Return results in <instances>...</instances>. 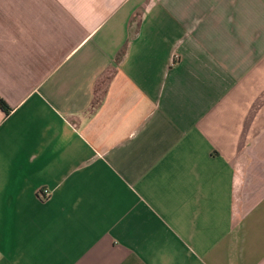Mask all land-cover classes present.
Here are the masks:
<instances>
[{"label":"crops","instance_id":"obj_1","mask_svg":"<svg viewBox=\"0 0 264 264\" xmlns=\"http://www.w3.org/2000/svg\"><path fill=\"white\" fill-rule=\"evenodd\" d=\"M0 96V264H264V0H0Z\"/></svg>","mask_w":264,"mask_h":264},{"label":"trees","instance_id":"obj_2","mask_svg":"<svg viewBox=\"0 0 264 264\" xmlns=\"http://www.w3.org/2000/svg\"><path fill=\"white\" fill-rule=\"evenodd\" d=\"M0 110H2L5 114H9L10 111H12L8 102L1 96H0Z\"/></svg>","mask_w":264,"mask_h":264},{"label":"built area","instance_id":"obj_3","mask_svg":"<svg viewBox=\"0 0 264 264\" xmlns=\"http://www.w3.org/2000/svg\"><path fill=\"white\" fill-rule=\"evenodd\" d=\"M40 194H41L40 196H41L43 199H48V198L51 197V195H52V191L49 190V189L47 188V189L42 190V191L40 192Z\"/></svg>","mask_w":264,"mask_h":264}]
</instances>
